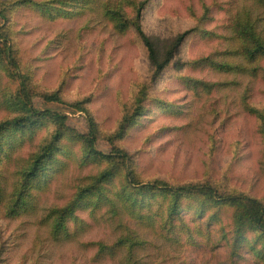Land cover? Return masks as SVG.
<instances>
[{"label":"rangeland","instance_id":"374dc122","mask_svg":"<svg viewBox=\"0 0 264 264\" xmlns=\"http://www.w3.org/2000/svg\"><path fill=\"white\" fill-rule=\"evenodd\" d=\"M23 1L0 0V11L7 15H0V34L10 35L34 107L65 115L71 130L85 134L90 132L91 117L98 128L97 148L109 154L121 149L128 158L123 162L88 157L81 143L63 138L49 188L36 192L35 209L15 216L9 211L11 203L6 208L0 205V264H125V250L100 257L94 244H112L129 233L148 241L136 251L137 264H264V256L257 253L258 232L246 230L237 241L235 208L201 195L186 194L178 201L181 209L169 229L159 223L169 217L170 198L151 200L148 214L157 212L156 228L128 211L114 213L97 197L80 206L76 219H68V232L59 239L52 238L50 225L42 220L52 207L67 206L80 188L94 190L100 185L116 194L128 184L130 172L144 184L207 183L219 193L246 194L264 203V59L249 66L224 52L231 44L226 24L231 12L238 10L233 0H146L141 22L161 51L197 25L213 32L205 37L196 31L189 34L157 77L136 32L118 30L105 14V8L119 0ZM244 4L242 0L240 6ZM57 7L63 9L55 12ZM127 14L135 15L131 8ZM260 17L264 33V11ZM201 57L214 63L196 64ZM255 66L261 70L252 71ZM21 83L3 53L0 125L28 116L30 103ZM48 95L59 99L49 100ZM127 117L135 124L125 134L121 126ZM27 123L17 133L21 136L13 158L0 171L9 196L21 187L33 156L57 131L49 117ZM105 170L113 175L97 184Z\"/></svg>","mask_w":264,"mask_h":264},{"label":"trees","instance_id":"16d2710c","mask_svg":"<svg viewBox=\"0 0 264 264\" xmlns=\"http://www.w3.org/2000/svg\"><path fill=\"white\" fill-rule=\"evenodd\" d=\"M241 1L242 0H233L235 7L238 10L236 12H231L230 18L226 24V27L230 30L231 44L224 52L229 54L231 58L240 57L242 62H239V64H243L244 62L251 66L264 59V33L259 28L261 20L260 12L264 11V0H244L246 4L240 6ZM23 2L26 4L29 1L24 0ZM68 6H70V3ZM145 7L146 0H119L118 5L115 4L112 8L107 10L105 8V14L114 23L115 28L118 30L126 31L129 28H132L136 32L148 51L150 62L154 67V76L156 77L159 76L160 73L172 62L180 46L189 34L194 31L198 32L203 37L213 34V32L207 30L204 25H197L192 29L178 34L171 40L165 50L161 51L157 40L148 35L143 28L141 18ZM127 8H131V12L135 13L133 18H130L127 14ZM62 9L63 8L61 7H57L55 12H60ZM68 12L69 14L72 13L71 10ZM0 15L3 16V18H7V15L1 11ZM0 35L1 40L4 41V49H2L3 51H0V56L4 53L5 56L9 58L11 65L19 72L26 99L31 105H29L28 116H23L0 125V171L3 164L9 162L13 158L15 150L14 144L18 140V137L21 136H18L17 133L22 132L20 130L25 129L24 127L27 126V122H31L32 119L36 117H49L57 123V131L52 140L42 148L41 152L33 156L34 160L32 164L27 168L25 174H22L23 179L21 187L14 189V192L11 193L12 195H6L2 185L3 182L0 178V205H2L3 208H6L8 207L7 205L11 203L12 205L9 208V211L15 212L16 216L35 209L37 193L49 188L48 179L53 172V159L57 152L60 151V142L63 138L66 137L72 141L81 143L83 151L88 157L105 160L120 158L125 162L128 155L121 149H114L112 153L109 154L104 153L97 148L98 128L96 122L91 117L90 132L85 134L71 130L66 125L65 115L61 116L50 110L42 111L36 109L32 104V98L30 96L31 91L26 83L27 79L19 71L20 64L10 43V35L8 31H5V33ZM207 61H211L210 58L201 57L197 59L196 64ZM211 62L214 63V61ZM218 65L227 70H233L234 68V66L230 64ZM260 66L253 67L252 71L257 72L261 70ZM238 67L241 72L244 70L243 67ZM189 82L193 84L199 83V81H196L195 79H190ZM46 98L49 100L59 99L58 95H48ZM142 102V100L139 102L138 108L140 112L143 111ZM134 124L135 122H133V119L127 117L121 126V131L126 134L127 130ZM49 167H51V169ZM112 175L113 172L111 170L103 171L97 177V184L109 180ZM126 178L128 184L116 194L113 193V195H110L109 190L102 188L100 185L95 187L94 190L90 188H80L67 206L52 207L49 209L47 215L43 217L42 220L50 225V234L52 238L56 240L59 239L62 234H67L68 219L72 217L76 219L77 217H74V214L80 206L88 205L94 197L100 199V202L110 204L114 213L120 211L124 212V210L128 211L133 216L143 219V222L147 225L150 224V226L153 227L158 223L156 220V216L158 215L156 211L148 214L149 212H152L153 203L151 200L170 198L172 203L170 204L169 217H167V219L162 217L161 223H159L160 228L169 229L173 216L177 215L181 209L178 201L184 195L191 194L194 196L201 195L206 198L208 197V200L211 203L217 202V204L234 207L233 218L236 240L238 241L240 237L245 234L246 230L258 232L257 242L260 245V248H258L257 253L259 254L260 252L261 257L264 256V203L262 200L246 194H222L219 193L213 185L207 183L173 185L165 181L153 180L144 184L134 179L131 172L127 173ZM13 196H15V200H12ZM128 205L134 207V209H132L133 211H129L131 208ZM97 207H100V205L98 204ZM160 208L161 206H158L157 209ZM141 209H147L146 213L141 211ZM140 212L145 214V216L139 214ZM147 244V240H136L134 235L129 233L125 236L119 237V239L112 244L99 241L94 245L97 246L96 256L105 257L107 255L114 257L121 250H125V264H137L138 260L135 259L136 251L139 248L146 247ZM234 250L236 253L239 251V248H234Z\"/></svg>","mask_w":264,"mask_h":264}]
</instances>
